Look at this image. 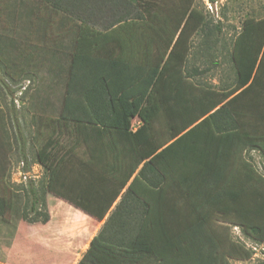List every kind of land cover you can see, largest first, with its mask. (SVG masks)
<instances>
[{
	"label": "trees",
	"instance_id": "1",
	"mask_svg": "<svg viewBox=\"0 0 264 264\" xmlns=\"http://www.w3.org/2000/svg\"><path fill=\"white\" fill-rule=\"evenodd\" d=\"M42 1L64 11L66 0ZM114 1L126 12L105 29L73 19L70 51L60 48L69 33L62 28L53 48L41 49L39 60L63 87L56 115L37 121L47 130L36 155L44 180L1 195L0 217L47 223L48 193L98 221L108 217L78 264L250 260L230 226L264 244V177L244 157L264 154V18L245 20L231 52L235 81L218 89L187 68L206 24L195 0ZM38 11L46 7L22 14L34 25ZM8 44L29 66L40 63L29 42ZM20 154L30 173L25 145Z\"/></svg>",
	"mask_w": 264,
	"mask_h": 264
},
{
	"label": "rangeland",
	"instance_id": "2",
	"mask_svg": "<svg viewBox=\"0 0 264 264\" xmlns=\"http://www.w3.org/2000/svg\"><path fill=\"white\" fill-rule=\"evenodd\" d=\"M0 0L3 16L0 18V147L6 158L5 180L0 179V196L6 195L8 190L22 189L32 179L36 182L44 180V170L36 163L39 145L47 137L45 126L37 125L38 119L45 120L56 115L60 109V98L63 87L52 82L47 62H41V49L53 48L56 34L67 31L58 42L63 51H70L72 38L70 21L79 19L88 22L97 30L105 29L111 22L124 15L123 3L114 0H88L89 4H69L66 0L64 11L56 12L50 5L46 6L42 0ZM89 5V6H88ZM39 19L31 24L29 16L22 12L36 8L44 10ZM195 7L200 10L206 24L203 30L192 41V50L188 62V71L193 72L195 82L214 88H229L235 81V71L231 61V52L237 36L242 31L246 19L264 18V0H195ZM17 12V18L12 11ZM136 12V11H135ZM46 14V15H45ZM52 21L51 27L40 24V18ZM64 27H61V23ZM67 27V28H66ZM46 31V35L40 32ZM44 36V37H43ZM46 36V37H45ZM45 38V39H42ZM16 41L20 48L32 45L37 48L35 59L40 63L28 65L27 61L19 58V51L12 50L8 43ZM59 48V47H58ZM34 59V61H35ZM7 124V135L4 125ZM25 145L31 171L23 176L24 166L20 148ZM261 154V153H260ZM263 156V153L261 154ZM244 157L252 167L264 177V162L256 149H249ZM264 157V156H263ZM3 176V168L0 178ZM6 185V189H5ZM12 219L5 221L0 218V264H16V227L20 222L15 214H9ZM4 220V221H3ZM232 240L248 250L252 258L247 261L231 260V264H264V258L254 251L253 247H260L261 243L244 232L240 227L230 226Z\"/></svg>",
	"mask_w": 264,
	"mask_h": 264
},
{
	"label": "crops",
	"instance_id": "3",
	"mask_svg": "<svg viewBox=\"0 0 264 264\" xmlns=\"http://www.w3.org/2000/svg\"><path fill=\"white\" fill-rule=\"evenodd\" d=\"M134 122L141 124L139 119ZM4 127L7 135L6 123ZM256 151L264 162V154L262 156L259 149ZM0 155L3 162L0 171L3 168L6 174L7 163L1 147ZM46 200L50 214L47 223L19 220L17 224L16 264H78L93 238L100 234L108 217L98 221L53 193H48Z\"/></svg>",
	"mask_w": 264,
	"mask_h": 264
},
{
	"label": "built area",
	"instance_id": "4",
	"mask_svg": "<svg viewBox=\"0 0 264 264\" xmlns=\"http://www.w3.org/2000/svg\"><path fill=\"white\" fill-rule=\"evenodd\" d=\"M140 126V122H133V126H132V128H133V130L135 131V130H137V128ZM22 165L25 167V164L22 162ZM23 176L26 178V174H29V173H25L24 171H23ZM254 251H256L257 252V254H259L261 257H263L264 258V246L263 245H260V247H253L252 248Z\"/></svg>",
	"mask_w": 264,
	"mask_h": 264
}]
</instances>
